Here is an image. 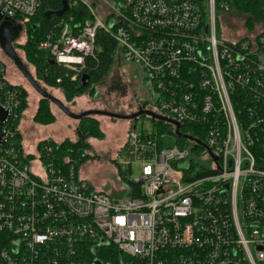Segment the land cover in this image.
Returning a JSON list of instances; mask_svg holds the SVG:
<instances>
[{
    "label": "built area",
    "instance_id": "2783aa9c",
    "mask_svg": "<svg viewBox=\"0 0 264 264\" xmlns=\"http://www.w3.org/2000/svg\"><path fill=\"white\" fill-rule=\"evenodd\" d=\"M68 1L89 18L66 12L40 50L80 83L97 31L111 35L149 79L144 108L179 123L150 116L173 125L178 144L131 124L125 165L140 169L128 196L94 189L74 161L57 164L50 139L24 146L26 95L0 57V264H264V28L218 38L236 0ZM41 2L0 0V10L26 26Z\"/></svg>",
    "mask_w": 264,
    "mask_h": 264
},
{
    "label": "rangeland",
    "instance_id": "374dc122",
    "mask_svg": "<svg viewBox=\"0 0 264 264\" xmlns=\"http://www.w3.org/2000/svg\"><path fill=\"white\" fill-rule=\"evenodd\" d=\"M87 1L95 9L97 8L96 3L92 0ZM245 18L246 16L238 11L223 14L220 23L218 21L217 24V37L220 38L221 34H224L229 39H233L258 32L264 28V22H257L253 29L246 27ZM29 38V33L24 29L13 43L17 54L38 84L46 92L60 99L70 110L81 113L94 109L129 115L143 109V104L152 106L155 93L149 86V79L145 71L138 63L126 61L122 56L121 49H116L113 63L105 76L93 75L81 94L68 97L62 86L42 76L35 56L30 57L24 48ZM36 50L41 51L39 43L36 45ZM0 56L6 65L9 80L18 83L26 91V107L24 110L22 109L21 120L24 146L32 151L35 145L45 138L54 139L58 143L65 140L77 141L80 137L77 129L81 123L85 124L86 122L67 116L57 105L48 101V106L55 119L50 124L37 123L34 116L42 101V95L21 73L11 58L3 54ZM88 117L97 121L103 136H89L85 139L87 146L84 147V153L89 154L90 157L82 162L73 160L77 165V174L83 177L94 189L101 190L115 198L128 196V189L123 183L122 178L124 177L120 172L121 166L118 164L125 167L126 158L123 141L127 128L131 124H134L141 132L145 130L159 134L165 148H173L178 144V137L171 133L174 130L173 125H166V128H162L161 131L158 121L153 120L148 115H141L133 119L106 115ZM186 142L188 143L187 140ZM131 167L130 174L138 176L139 165L133 163Z\"/></svg>",
    "mask_w": 264,
    "mask_h": 264
},
{
    "label": "trees",
    "instance_id": "16d2710c",
    "mask_svg": "<svg viewBox=\"0 0 264 264\" xmlns=\"http://www.w3.org/2000/svg\"><path fill=\"white\" fill-rule=\"evenodd\" d=\"M63 0H42L41 6L37 14L33 17L30 23L26 25V30L30 35L25 49L27 50L30 57L35 56V60L38 61V66L42 76L62 86L68 97L72 95H79L83 92L86 86H81L79 81L72 80V72L66 69L62 64L55 62L51 63L49 61V56L45 51L36 50V45L40 40L46 38L49 34L58 35L61 33V22L63 17H57L52 14L50 17L46 16L47 11H57L62 7ZM238 11L239 13L246 16L245 24L246 27L253 29L257 22H264V0H236L235 8L232 12ZM70 14L74 16L76 23H83L89 18L88 9L81 1L75 2L71 8ZM95 54L87 56L85 58L86 72L92 79L93 75L103 77L107 74L113 63V56L117 49L116 42L111 37V35L105 33L103 30H98L95 38ZM60 79L58 82L57 80ZM90 82V81H89ZM26 95V91L24 90ZM48 99L42 98L38 110L34 116V120L41 124H50L54 121L55 116L51 112L48 106ZM145 104H143V107ZM26 107V101L22 109ZM158 121L159 129L166 128L169 124ZM81 123L78 128L80 137L77 141L72 142L69 140L62 141L61 143H56L54 140H50L52 144L55 145V154L57 157V164L65 166L64 159L68 158L70 161L78 160L82 162L90 157L89 154L84 153V147L87 146L85 139L89 136L100 137L103 136V132L98 126V123L92 117H84L81 119ZM164 124V125H163ZM40 143V142H39ZM118 164V163H117ZM120 172L123 177L122 180L124 184H129L128 179L130 168L121 164ZM137 187L133 186V191L130 193L133 196L138 194Z\"/></svg>",
    "mask_w": 264,
    "mask_h": 264
},
{
    "label": "water",
    "instance_id": "95a60500",
    "mask_svg": "<svg viewBox=\"0 0 264 264\" xmlns=\"http://www.w3.org/2000/svg\"><path fill=\"white\" fill-rule=\"evenodd\" d=\"M70 11V5L68 0L62 1V7L57 11H47L46 16L50 17L52 14L56 15L57 17H62L66 12ZM21 30V26L18 23H15L13 20L4 18L3 13L0 10V46L2 50L5 52V54L10 57L16 66L19 68V70L24 74V76L29 80V82L33 85V87L42 95V98H46L55 105H57L66 115H68L71 118L81 120L84 117L91 116V115H106L110 117L115 118H124V119H133L141 115H148L156 119L164 120L170 123L175 124L177 127H179V123L175 120L169 119L167 117L158 115L154 112H152L149 109L143 108L139 111L124 115L119 113H114L110 111H104V110H88L82 113H75L71 111L60 99L57 97L49 94L46 92L36 81V79L31 75V73L28 71V69L25 67L22 59L17 54L15 48H14V40L18 37L19 32ZM49 61L51 63H55V59L49 58ZM90 81V77L87 73L83 74L80 85L81 86H87ZM7 118V111L4 110L2 107H0V126L2 125L3 121ZM77 132L80 133L79 129H77Z\"/></svg>",
    "mask_w": 264,
    "mask_h": 264
},
{
    "label": "flooded vegetation",
    "instance_id": "af4514ba",
    "mask_svg": "<svg viewBox=\"0 0 264 264\" xmlns=\"http://www.w3.org/2000/svg\"><path fill=\"white\" fill-rule=\"evenodd\" d=\"M18 24H19V23H18ZM20 26H21V30H20V32H19V35L21 34V32H22L24 29L26 30V26H23V25H21V24H20ZM19 35H18V37H19ZM18 37H17V38H18ZM17 38H16V39H17ZM16 39H15V40H16ZM15 40H14V41H15ZM0 52H1L0 55H2V54H3V55H6L5 52L2 50L1 46H0ZM6 56H7V55H6ZM0 57H1V56H0ZM9 58H10V57H9ZM1 59H2V58H1ZM13 62H14V61H13ZM3 63H4V62H3ZM15 65H16V64H15ZM4 66H5V70H6V65L4 64ZM18 69H19V68H18ZM21 73H22V72H21ZM22 74H23V73H22ZM6 75H7V71H6ZM23 75H24V74H23ZM7 77H8V76H7ZM27 80H28V79H27ZM28 81H29V80H28ZM14 83H16V82H14ZM16 84H18V83H16Z\"/></svg>",
    "mask_w": 264,
    "mask_h": 264
},
{
    "label": "crops",
    "instance_id": "0c3cea01",
    "mask_svg": "<svg viewBox=\"0 0 264 264\" xmlns=\"http://www.w3.org/2000/svg\"><path fill=\"white\" fill-rule=\"evenodd\" d=\"M77 100V99H76ZM71 111H73V110H71ZM74 112V111H73ZM76 113V112H75ZM82 113V112H81ZM68 116V115H67ZM129 128V127H128ZM128 128H127V131H126V135H125V139H124V141H123V144H124V142L126 141V137H127V132H128ZM45 139H51V138H45ZM52 140H54V139H52ZM116 153H117V151H116Z\"/></svg>",
    "mask_w": 264,
    "mask_h": 264
},
{
    "label": "bare ground",
    "instance_id": "6f19581e",
    "mask_svg": "<svg viewBox=\"0 0 264 264\" xmlns=\"http://www.w3.org/2000/svg\"><path fill=\"white\" fill-rule=\"evenodd\" d=\"M87 73V72H86Z\"/></svg>",
    "mask_w": 264,
    "mask_h": 264
}]
</instances>
